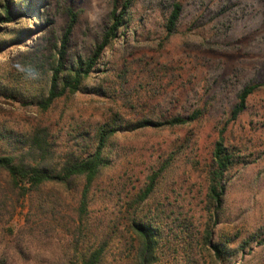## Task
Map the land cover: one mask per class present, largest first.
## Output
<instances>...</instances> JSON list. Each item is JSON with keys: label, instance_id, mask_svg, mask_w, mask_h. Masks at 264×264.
Returning a JSON list of instances; mask_svg holds the SVG:
<instances>
[{"label": "rangeland", "instance_id": "1", "mask_svg": "<svg viewBox=\"0 0 264 264\" xmlns=\"http://www.w3.org/2000/svg\"><path fill=\"white\" fill-rule=\"evenodd\" d=\"M176 4L182 14L168 36ZM33 6L0 35V155L25 149L38 128L50 130L54 149L67 150L80 134L93 137L117 115L131 123L207 111L185 127L119 135L113 166L93 188L84 227L77 192L47 186L54 212L45 207L37 214L30 199L17 201L0 174V264H71L76 248L93 234L113 235L110 264H134L132 203L166 164L139 212L162 227L156 264H264V0H132L126 25L87 89L66 93L47 112L38 104L48 95L70 10L78 22L68 67L93 55L112 24L113 4L34 0ZM248 86L259 87L233 121ZM221 136L238 164L228 174L225 205L216 216L207 197L208 174ZM212 246L227 255L217 256Z\"/></svg>", "mask_w": 264, "mask_h": 264}, {"label": "trees", "instance_id": "2", "mask_svg": "<svg viewBox=\"0 0 264 264\" xmlns=\"http://www.w3.org/2000/svg\"><path fill=\"white\" fill-rule=\"evenodd\" d=\"M34 0H0V35L5 27L12 25L24 15L23 10H28V15L33 13ZM112 24L107 28L102 42L89 59H78L71 67L67 66L68 47L71 36L77 26L78 16L70 10L71 18L63 36L62 47L59 52L57 65L53 69L48 95L39 102L42 112H47L54 103L66 93L76 94L87 89V81L91 79L98 61L104 51L109 48L119 37V33L126 25L127 15L132 5V0H112ZM182 14V7L176 4L166 24L168 36L173 34ZM4 48L0 44V54ZM259 86H248L239 95V102L231 114V119L237 118L246 110L249 98L258 90ZM205 108H199L189 116L176 115L165 120L141 118L136 122H125L120 116L112 118L99 127L93 137L80 134L73 140L68 149L56 147L50 130L38 128L27 138L25 149L0 155V174H5L7 190L17 198V201L30 199L37 207V214L42 209L49 207L54 212V203L49 200V195L44 194L47 186H62L69 192H77L79 201L78 213L81 226L89 215L92 201L93 188L99 178L113 166L112 151L119 135L128 132L144 131L147 129L181 128L196 123L203 119ZM88 138H86V137ZM71 141V140H70ZM238 164L235 153L229 149L221 136L216 142L212 152V164L208 174V194L210 204L216 216L225 205L227 193L228 174ZM168 164L149 178V183L141 195L132 203L134 214L129 218V232L136 238L138 247L134 264H156L157 251L162 240L161 225L152 218H140V203L147 201L154 193L160 174L168 168ZM82 183V185L80 184ZM3 195V193H1ZM138 207V211L136 208ZM79 228L78 233L83 234L84 228ZM212 234L207 231L206 240L211 243ZM113 235L100 238L93 234L92 239H84L83 243L75 250V257L71 264H110ZM219 257L227 255L226 249L212 246Z\"/></svg>", "mask_w": 264, "mask_h": 264}]
</instances>
